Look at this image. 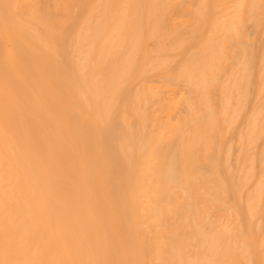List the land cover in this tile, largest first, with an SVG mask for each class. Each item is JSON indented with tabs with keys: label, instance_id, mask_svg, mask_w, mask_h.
Wrapping results in <instances>:
<instances>
[{
	"label": "bare ground",
	"instance_id": "bare-ground-1",
	"mask_svg": "<svg viewBox=\"0 0 264 264\" xmlns=\"http://www.w3.org/2000/svg\"><path fill=\"white\" fill-rule=\"evenodd\" d=\"M0 264H264V0H0Z\"/></svg>",
	"mask_w": 264,
	"mask_h": 264
}]
</instances>
